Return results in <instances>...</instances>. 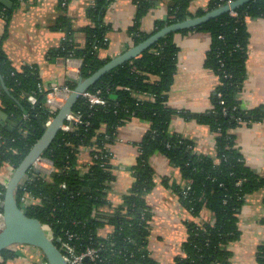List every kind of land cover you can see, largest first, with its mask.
Listing matches in <instances>:
<instances>
[{"label":"trees","instance_id":"1","mask_svg":"<svg viewBox=\"0 0 264 264\" xmlns=\"http://www.w3.org/2000/svg\"><path fill=\"white\" fill-rule=\"evenodd\" d=\"M10 1L18 6L26 0ZM63 1L68 3V0ZM110 1L94 0L89 11L94 27L85 28L87 42L84 48L79 49L72 41V28L67 20L61 26L67 40L58 54L64 58L81 59L82 78L90 77L111 60L102 59L99 53L106 47L107 29L103 18ZM150 6L149 1L142 2L138 16ZM221 6L219 0H212L208 11L201 10L193 16L205 15ZM4 9L0 3V19ZM236 11L240 14L238 18L226 13L193 29L181 31L207 32L212 37L206 65L218 76L220 85L215 91L213 111L194 118L209 125L215 133V158L195 153L191 141L169 133L170 121L176 112L168 107L167 94L174 82L178 55V48L172 40L174 34H171L159 40L140 58L107 73L89 89L101 91L107 100L105 106H91L84 99L78 101L74 110L80 111L89 125L74 126L70 132L60 131L43 154V158L53 163L54 172L46 176L31 170L16 192L20 207L24 206L23 196L29 194L36 199L26 210L28 217L38 219L54 240L68 241L77 250L88 246L101 247L103 261L99 264H159L151 257L148 248L151 213L146 197L155 184L150 160L154 154L162 153L180 169L183 179L191 182L183 189L178 187L184 207L197 219L204 209L213 214L212 221L188 225L184 255L178 257L175 264H231L229 246L240 238L239 213L246 197L264 190V175H256L246 165L236 149L233 134L239 126L264 121V109L244 110L239 100L248 58V21L245 16L264 18V0H253ZM9 13L8 9L6 15ZM171 13L174 19L167 24L189 18V0H179ZM163 27L165 23H159L154 34ZM150 36L134 31V46ZM0 76L8 89V92L1 89L5 110L20 122L17 130L2 129L0 132V171L5 166L14 171L43 135L41 124L46 125L58 111L48 106L46 97L38 91L41 80L35 68L25 67L23 71H17L7 58L2 43ZM66 85L72 89L76 86L70 79ZM31 94L38 97L35 106L28 102ZM142 95H146L144 100L140 98ZM133 118L145 119L151 127L140 145L134 191L106 219L114 230L110 237L104 238L99 232L105 224L101 221L99 209L108 205L106 190L115 181V176L111 159H103V156L110 152L106 147L115 139L118 127ZM85 147L91 151V163L84 167L80 156ZM6 186V183H0V205ZM67 232L76 233L79 240L69 241ZM54 243L61 247L59 242ZM18 257L17 252L8 249L0 254V264H8ZM256 264H264V244L258 248Z\"/></svg>","mask_w":264,"mask_h":264},{"label":"crops","instance_id":"2","mask_svg":"<svg viewBox=\"0 0 264 264\" xmlns=\"http://www.w3.org/2000/svg\"><path fill=\"white\" fill-rule=\"evenodd\" d=\"M151 6L138 16L142 2ZM179 0H111L107 6L103 25L107 29L106 47L100 49L102 59H113L134 47V31L152 35L159 23L174 19L172 8ZM212 0H189L191 16L199 11H208ZM26 0L20 5L4 9L0 19V43L11 65L17 71L33 67L38 72L42 87L66 85V58L58 53L64 46L66 33L61 28L65 20L72 28V41L79 49L86 45L85 28L94 27L89 11L94 0ZM188 19V18H187ZM248 44L246 77L239 94L240 106L244 110L264 109V18L250 19L247 24ZM178 48L173 85L168 92L167 105L176 113L172 116L169 133L191 141L195 153L209 158L217 155L216 135L207 124L194 117L209 114L214 109L215 91L220 80L213 70L207 67L206 60L212 47V37L207 32L175 33L172 38ZM82 65V60L76 58ZM0 87V132L2 129L15 131L20 122L6 110ZM183 112V114H182ZM186 113V114H185ZM18 126V127H17ZM150 123L141 118H133L118 127L115 139L106 148L113 154V181L106 190L108 205L99 209L101 221L105 224L99 232L108 238L113 226L107 222L115 209L124 204V198L133 193L136 166L140 158V145L150 131ZM236 149L246 165L256 175H264V121L244 124L233 130ZM1 140V136H0ZM81 163L89 166L91 151L83 148ZM48 172L50 164L45 163ZM154 171V188L146 200L150 208L149 253L159 264H175L184 255L183 245L189 237L188 225L192 222L212 221L213 214L204 209L195 218L184 207L179 198L178 187L188 184L180 169L162 153H156L150 160ZM13 171L5 166L0 171V183L8 184ZM51 173H45L46 176ZM10 175V176H9ZM240 238L229 246L232 252L231 264H256L258 248L264 244V190L246 197L239 213ZM20 259L10 264H43L37 249L30 246H17ZM14 250V249H13ZM15 251V250H14ZM20 251V252H19ZM8 262V264H9Z\"/></svg>","mask_w":264,"mask_h":264},{"label":"water","instance_id":"3","mask_svg":"<svg viewBox=\"0 0 264 264\" xmlns=\"http://www.w3.org/2000/svg\"><path fill=\"white\" fill-rule=\"evenodd\" d=\"M251 1L253 0H236L230 5H223L205 15L168 24L141 44L134 46L121 55L111 59L106 65L90 77L81 78L78 81L70 79L76 84L73 92L59 108L56 116L51 121V124L49 126L41 124L43 135L31 148L20 165L13 171L6 186L5 197L0 205L2 210V212H0V218L3 222V229L0 231V254L8 249H13L16 246H30L38 250L42 257V261L47 264H67L62 252L49 237L45 226L38 219L28 217L26 212L19 206L16 199V192L25 179H27L28 173L34 163L43 157L45 151L54 142L65 124L68 115L74 110L76 104L82 98V95L107 73L127 62L140 58L145 51L150 49L159 40L168 37L171 34L190 30L203 25L223 14L235 11ZM0 3L6 9H12L14 7V4L10 0H0ZM2 83L6 92H8L3 80ZM16 103L20 105L17 100ZM22 110L27 114V111L24 110V108H22Z\"/></svg>","mask_w":264,"mask_h":264},{"label":"built area","instance_id":"4","mask_svg":"<svg viewBox=\"0 0 264 264\" xmlns=\"http://www.w3.org/2000/svg\"><path fill=\"white\" fill-rule=\"evenodd\" d=\"M235 1L236 0H219V2L222 4V6L223 5H230ZM67 4L68 3L66 1L63 2V6L66 7ZM229 13L234 18H238L240 16V14L236 10L230 11ZM245 19L247 21H249L251 18L248 16H245ZM66 40L67 39L65 38L64 41H66ZM69 41H71V40L69 39ZM107 42H108V38H105L104 43L106 44ZM82 64H83V61H82ZM66 67H67L66 72H67V75L70 77V79H75L76 81H78L82 78L81 77L82 65L80 64V62L76 61L75 57L66 58ZM73 90L74 89H72L68 85L52 86V87L48 88L47 90H45L41 84L38 85V91L46 97V104L48 106L52 107L53 109H55L56 111H58L59 108L65 103V101L71 95ZM140 98L144 100L146 98V95H142V96H140ZM81 99H84L91 106H96V105L105 106L107 104V100L102 97L100 90H97L95 92L88 90L82 95ZM28 102L31 105H34V106L37 105V103H38L37 95L36 94L29 95L28 96ZM224 113L226 114V111H224ZM26 117L27 116H25V118ZM52 120H53V118H51L46 123L45 126H49L51 124ZM82 124L83 125L84 124L89 125L88 122L84 121L83 115L80 111L76 112L75 110H73L68 115L66 122L63 125L61 131L70 132L74 126H78V125H82ZM107 154L108 155L105 154L103 156V159L110 158L112 161V159H113L112 152H109ZM45 163L50 164L51 171L48 172L47 166L45 165ZM31 170L39 171V172H42L43 174H45V173L54 172L55 169H54L53 163L50 160L41 157L40 159H38L34 163L33 167L30 169V171ZM190 183L191 182L188 181L187 185H190ZM184 194L187 195V191H184ZM22 202H23L24 206L21 208L26 212L27 208L36 202V199L33 196L27 194V195L23 196ZM2 229H3V222L0 218V231ZM66 235H67L69 241L70 240H79V236L76 233L67 232ZM49 237L53 240V242L57 241L61 244V247L59 249L62 252V254L64 255V258H65V261L67 262V264H86V263H88V264H99L103 261V258L101 256V251H102L101 247L97 248L95 246H88L84 249L77 250L68 241L64 242L61 238L54 240L50 234H49ZM45 264H47V263H45Z\"/></svg>","mask_w":264,"mask_h":264},{"label":"rangeland","instance_id":"5","mask_svg":"<svg viewBox=\"0 0 264 264\" xmlns=\"http://www.w3.org/2000/svg\"><path fill=\"white\" fill-rule=\"evenodd\" d=\"M13 249L15 250L14 252H18V248H17V246H16V247H14ZM19 252H20V251H19ZM18 254H19V256H22V257L24 256V258H25V256H26V255H21V252H20V253H18ZM18 259H20V257L16 258V259H15V260H13V261H16V260H18ZM10 262H11V260H10ZM10 262H9V264H10Z\"/></svg>","mask_w":264,"mask_h":264}]
</instances>
